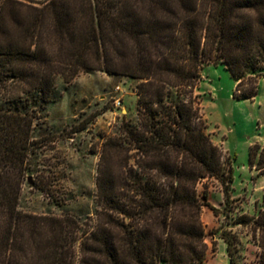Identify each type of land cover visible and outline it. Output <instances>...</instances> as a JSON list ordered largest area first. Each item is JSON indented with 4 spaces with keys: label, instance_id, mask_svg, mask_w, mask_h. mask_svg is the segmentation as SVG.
<instances>
[{
    "label": "trees",
    "instance_id": "trees-1",
    "mask_svg": "<svg viewBox=\"0 0 264 264\" xmlns=\"http://www.w3.org/2000/svg\"><path fill=\"white\" fill-rule=\"evenodd\" d=\"M39 4L28 14L22 2L0 1V264H207L210 187L203 183H218L225 208L214 212L229 216L233 168L207 131L196 91L206 65L224 64L237 95L256 96L264 78V0ZM90 71L136 83V118L124 116L104 142L86 214L75 210L76 199L37 180L31 189L59 212L27 211L25 182L49 140L40 136L41 121L61 98L58 80L69 85ZM258 155L264 172L259 144L252 163ZM239 222L264 231V206ZM223 238L235 264L236 239Z\"/></svg>",
    "mask_w": 264,
    "mask_h": 264
},
{
    "label": "rangeland",
    "instance_id": "rangeland-1",
    "mask_svg": "<svg viewBox=\"0 0 264 264\" xmlns=\"http://www.w3.org/2000/svg\"><path fill=\"white\" fill-rule=\"evenodd\" d=\"M16 1L26 4L24 11L33 14V8H39L43 0ZM64 85L58 80L61 98L50 105L41 121L40 136L49 140L43 141L32 161L36 173L25 182L23 207L27 211L59 212L49 197L31 189L37 180L52 184L66 199H76L75 210L86 214L93 206L98 170L104 165L101 159L104 142L117 134L124 116L127 121L136 118V83L128 78L90 71ZM196 93L200 95L207 131L214 143L231 155L233 168L230 215L222 212L217 215L207 206L210 215L203 216L208 246L217 250V255L209 250L207 264H227L220 240L223 235L236 239L235 264H260L264 231L254 229L253 224L240 223L239 218L243 215L251 218L264 206V172L258 170L259 155L254 163L251 161L252 147L264 146V78L260 79L253 99L241 98L237 95V81L227 67L209 64ZM112 165L118 170L120 162L113 160ZM203 184L214 195L210 200L223 211L224 191L216 190L218 183L211 180ZM220 244L222 249L218 252ZM227 256L232 264L228 249Z\"/></svg>",
    "mask_w": 264,
    "mask_h": 264
},
{
    "label": "crops",
    "instance_id": "crops-1",
    "mask_svg": "<svg viewBox=\"0 0 264 264\" xmlns=\"http://www.w3.org/2000/svg\"><path fill=\"white\" fill-rule=\"evenodd\" d=\"M216 190H218V191H221V188L219 187L218 188V186L216 187ZM213 198L214 197V195L213 194H210L209 195V199H208V204H209V207L211 208L210 210H214V209H216V210H220V209H218V208H220V206H218L217 204H214L211 200H210V198ZM232 199H233V196H232ZM208 207H206L205 209H204V213H203V216H205L206 215V217L208 216V215H210V214H208L209 212H208V209H207ZM211 213V212H210ZM216 239V238H215ZM217 240V239H216ZM215 240V241H216ZM221 241H222V247H224V251H225V255H224V257L226 258V262H227V264H230V260L228 259V256H227V249H228V246L226 245V241L222 238V239H220ZM207 243H208V240H207ZM222 247H221V244H220V248L218 249V252H220L221 251V249H222ZM209 250H212L213 251V254H216L217 253V250L216 249H214V248H211L210 249V246H209ZM217 255V254H216ZM216 255H214V256H216ZM208 258H209V256H208Z\"/></svg>",
    "mask_w": 264,
    "mask_h": 264
},
{
    "label": "built area",
    "instance_id": "built-area-1",
    "mask_svg": "<svg viewBox=\"0 0 264 264\" xmlns=\"http://www.w3.org/2000/svg\"><path fill=\"white\" fill-rule=\"evenodd\" d=\"M221 149H222V152H223L224 156H228V152L225 149H223V147H221Z\"/></svg>",
    "mask_w": 264,
    "mask_h": 264
}]
</instances>
